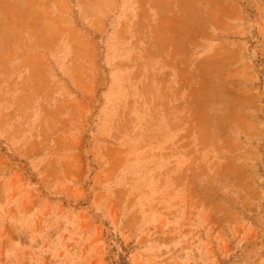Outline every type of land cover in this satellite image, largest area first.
Returning a JSON list of instances; mask_svg holds the SVG:
<instances>
[{"label": "rangeland", "instance_id": "rangeland-1", "mask_svg": "<svg viewBox=\"0 0 264 264\" xmlns=\"http://www.w3.org/2000/svg\"><path fill=\"white\" fill-rule=\"evenodd\" d=\"M0 264H264V0H0Z\"/></svg>", "mask_w": 264, "mask_h": 264}]
</instances>
